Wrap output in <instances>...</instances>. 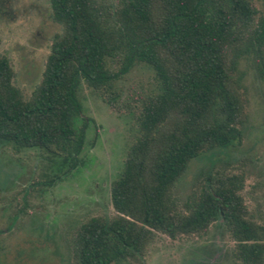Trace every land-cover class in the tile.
I'll return each instance as SVG.
<instances>
[{
    "label": "trees",
    "instance_id": "obj_1",
    "mask_svg": "<svg viewBox=\"0 0 264 264\" xmlns=\"http://www.w3.org/2000/svg\"><path fill=\"white\" fill-rule=\"evenodd\" d=\"M51 7L63 30L30 97L0 56V141L75 166L85 139L75 123L82 81L117 108L116 82L135 64L148 65L157 80L127 104L138 131L111 186L114 215L74 228L69 264L139 260L157 233L203 236L214 223L232 237L237 264H264V225L242 194L244 172L214 165L184 200L174 193L194 159L244 136L240 64L249 58L264 85V0H51Z\"/></svg>",
    "mask_w": 264,
    "mask_h": 264
},
{
    "label": "rangeland",
    "instance_id": "obj_2",
    "mask_svg": "<svg viewBox=\"0 0 264 264\" xmlns=\"http://www.w3.org/2000/svg\"><path fill=\"white\" fill-rule=\"evenodd\" d=\"M62 30L53 19L51 0H0V56L9 58L14 82L26 97L39 84L53 38ZM240 70L248 113L242 140L194 159L174 193L184 200L201 171L227 164L244 172L242 194L253 219L264 225V85L249 58ZM116 87L121 96L113 108L82 81V113L75 123L84 126L85 139L75 166L39 148L16 150L0 141V264H69L74 228L93 216L114 215L111 186L138 131L127 104L135 93L156 89L155 72L137 63ZM234 245L214 223L203 236L171 239L157 233L139 260L120 264H237Z\"/></svg>",
    "mask_w": 264,
    "mask_h": 264
}]
</instances>
